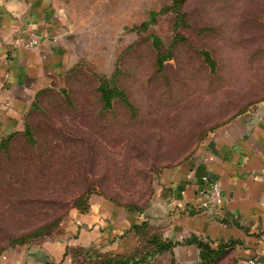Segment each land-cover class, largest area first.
Wrapping results in <instances>:
<instances>
[{"label":"rangeland","instance_id":"1","mask_svg":"<svg viewBox=\"0 0 264 264\" xmlns=\"http://www.w3.org/2000/svg\"><path fill=\"white\" fill-rule=\"evenodd\" d=\"M54 2L66 20L68 58L60 78L37 90L15 119L0 101V139L18 132L9 151H0L5 250L32 226L62 213L64 220L72 199L89 186L91 195L133 202L157 226L153 195L163 169L264 101V0H186L188 27L179 31L187 40L162 70L154 64L151 40L159 37L164 47L171 42L175 15L161 9L172 0ZM152 12L146 29H132ZM114 74L140 112L137 118L119 103L102 110L97 80ZM24 122L32 140L23 134ZM88 249L74 252L77 263L100 251ZM229 252L216 264H233Z\"/></svg>","mask_w":264,"mask_h":264},{"label":"crops","instance_id":"2","mask_svg":"<svg viewBox=\"0 0 264 264\" xmlns=\"http://www.w3.org/2000/svg\"><path fill=\"white\" fill-rule=\"evenodd\" d=\"M65 29L54 0H0V101L11 107L10 117L15 119L37 90L60 78L68 58ZM31 35L41 42L26 46ZM251 112L219 126L193 154L163 169L151 218L164 238L194 235L212 246L230 242L233 264H264V101ZM205 175L220 184L223 195L213 212L200 205ZM143 219L144 213L92 194L86 212L72 208L51 237L5 250L0 264H75L70 251L81 246L126 253L137 244L132 226ZM197 257L194 244H178L153 264H169L171 258L193 264Z\"/></svg>","mask_w":264,"mask_h":264},{"label":"trees","instance_id":"3","mask_svg":"<svg viewBox=\"0 0 264 264\" xmlns=\"http://www.w3.org/2000/svg\"><path fill=\"white\" fill-rule=\"evenodd\" d=\"M185 1L186 0H172L169 6L161 9V12H173L175 15V19L173 22L174 36L167 47H164L159 37H152L151 46L154 50V64L158 70H162L164 68L165 61L173 58L175 47L184 44L187 40L186 37L179 31V29L182 27H188L186 14L182 10V6ZM155 15L156 12H152L150 14L149 21L142 22L140 25L134 26L132 29L136 32H140L141 30L146 29L148 25L154 21ZM200 52L203 55L205 61H210V57L206 51L201 50ZM46 90L47 89L38 91L36 97L44 93ZM96 92L98 94V100L101 103L102 110L110 111L114 107L115 103H119L128 111H130L133 119L139 116L140 112L138 111V109H136L137 107L134 106L130 101L126 90L118 85L117 75L114 74L110 77H107L105 75L99 76L96 85ZM17 133L18 132H11L0 139V151L4 153H7L9 151L12 140ZM23 134L28 140L33 139L30 128L27 126V124H25V122L23 123ZM187 157L188 156H185L181 161H183ZM172 166H167L165 168H169ZM92 189L93 188L89 186L85 190L77 194L72 199L71 208L77 209L82 213L86 212L89 209V197L91 193L94 192ZM103 197L128 210L138 212L141 208L139 206H136L133 202H126L123 204L112 197ZM63 216V213L55 215L53 217H50V219H47L46 221L34 225L28 230L13 236L9 242V245L23 246L41 239L48 238L63 220ZM148 221L149 220L145 218L139 223L132 226L137 239V244L129 252L122 254H113L110 252L99 251L97 252V254L91 256V260L86 262V264H151L157 255H160L163 252H171L173 247L178 244H194L198 248V257L194 264H216L226 256L232 245L230 242H225L220 243L217 246H212L208 241L194 235L183 240L172 241L168 238L163 237L160 227L151 225ZM88 248L95 247L81 246L71 250L73 252V263L81 264L77 263V261L75 260L76 253L74 252H90V249ZM4 251V248H0V255ZM169 264L181 263L176 261L174 258H171Z\"/></svg>","mask_w":264,"mask_h":264},{"label":"built area","instance_id":"4","mask_svg":"<svg viewBox=\"0 0 264 264\" xmlns=\"http://www.w3.org/2000/svg\"><path fill=\"white\" fill-rule=\"evenodd\" d=\"M41 42V38L35 35H31L26 46L38 45ZM17 43V42H15ZM201 179L206 184V197L200 203L202 209L205 212L215 211L223 201V195L221 191V186L217 181L210 179L208 176H202ZM253 264L252 261H250Z\"/></svg>","mask_w":264,"mask_h":264}]
</instances>
